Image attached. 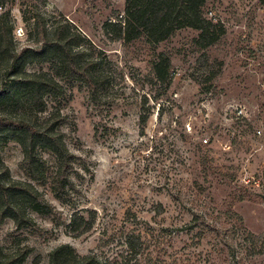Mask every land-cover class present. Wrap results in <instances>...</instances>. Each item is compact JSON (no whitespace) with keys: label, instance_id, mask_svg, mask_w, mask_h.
I'll return each mask as SVG.
<instances>
[{"label":"rangeland","instance_id":"374dc122","mask_svg":"<svg viewBox=\"0 0 264 264\" xmlns=\"http://www.w3.org/2000/svg\"><path fill=\"white\" fill-rule=\"evenodd\" d=\"M125 3L0 0V18L7 14L14 30L24 29L22 37L8 35L7 46L0 35V93L14 87L31 52L15 72L11 55L42 49L36 15L50 37L62 27L59 36L78 43L76 62L95 63L91 71L102 81L97 105L62 54L48 49L21 71L46 74L63 85V94H45L39 106L23 92L20 100H0L2 118L64 116V140L77 156L75 186L59 198L51 178L25 175L22 146L0 126L3 179L32 182L55 207L52 215L30 211L33 226L0 222V257L51 264V252L68 243L81 255L95 252L101 264H264V0H208L203 15L225 28L208 47L190 27L160 43L145 36L125 41L117 26ZM161 56L170 59L164 83L155 71ZM236 107L245 115L237 116ZM41 154L49 172L55 170L53 152ZM76 212L90 222L84 233L68 228Z\"/></svg>","mask_w":264,"mask_h":264},{"label":"trees","instance_id":"16d2710c","mask_svg":"<svg viewBox=\"0 0 264 264\" xmlns=\"http://www.w3.org/2000/svg\"><path fill=\"white\" fill-rule=\"evenodd\" d=\"M207 1L126 0L124 22L117 25L120 27L118 36L127 42L145 36L149 42L160 43L168 39L175 31L190 27L200 31L197 39L199 45L211 46L220 40L225 33V28L203 15L202 9ZM35 25L41 37L42 49L31 51L28 48H22L18 53L14 52L11 55L9 69L15 72L19 60L31 52L29 57L21 62V69L16 71L19 77L14 81V87L9 89L4 87L0 93V100L5 102L20 100L23 98L20 94L23 92L24 96L39 106L43 104L41 102L45 94H63V85L46 74H28L21 71L26 62L38 60L39 54L53 49L62 54V60L68 66L69 73L86 83L91 100L97 105L102 104L100 95L102 81L91 71L95 63L88 62L80 65L76 62L73 46L78 43H73L69 38L64 40V37L59 36L62 27L57 28L55 37H50L45 26V19L41 15L35 16ZM12 32L14 33V26L8 21L6 14L0 18V35L5 46L8 44L7 41L12 42V37L8 38ZM169 68L170 59L167 56H161L160 61L155 64V71L158 80L162 83L168 80ZM147 120L146 113L142 112L140 121L143 132ZM64 123L65 117L54 113L42 121L0 117V126L10 130L8 138L17 141L22 146L24 158L21 167L25 175L32 181L47 182L51 178L52 188L59 198L71 195L70 190L75 186L71 171L75 168L77 159L64 140V133L61 130ZM43 148L53 152L57 159L56 169L53 171L49 172L48 163L41 154ZM30 211L52 215L55 213V207L45 200L42 192L32 182L13 178L4 180L0 174V222L11 218L17 228L36 225ZM68 228L73 233H84L90 228V222H85L84 217L76 212ZM15 260V258L2 259L0 257V264H13ZM50 262L51 264H101L95 252L81 255L68 243L59 245L51 252ZM105 264H129V260L124 259L121 262L106 260Z\"/></svg>","mask_w":264,"mask_h":264},{"label":"built area","instance_id":"2783aa9c","mask_svg":"<svg viewBox=\"0 0 264 264\" xmlns=\"http://www.w3.org/2000/svg\"><path fill=\"white\" fill-rule=\"evenodd\" d=\"M3 7L0 5V9H2ZM14 34L15 36L17 37H22L24 35V29L22 27H17L15 30H14ZM234 113L237 115V116H244L245 115V111H244V108L242 107H236L235 108V111ZM261 130H258V133H260ZM205 142H208V139H205Z\"/></svg>","mask_w":264,"mask_h":264}]
</instances>
